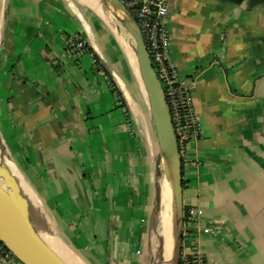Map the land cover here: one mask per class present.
Listing matches in <instances>:
<instances>
[{
  "label": "crops",
  "instance_id": "1",
  "mask_svg": "<svg viewBox=\"0 0 264 264\" xmlns=\"http://www.w3.org/2000/svg\"><path fill=\"white\" fill-rule=\"evenodd\" d=\"M168 2L170 58L202 128L183 156L184 209L202 213L184 224V243L209 264H264V0ZM76 33L100 65L68 49ZM0 116L37 167L26 177L51 221L39 199L28 217L47 242L72 264H149L141 223L153 210L157 134L134 55L101 0H0Z\"/></svg>",
  "mask_w": 264,
  "mask_h": 264
},
{
  "label": "water",
  "instance_id": "2",
  "mask_svg": "<svg viewBox=\"0 0 264 264\" xmlns=\"http://www.w3.org/2000/svg\"><path fill=\"white\" fill-rule=\"evenodd\" d=\"M101 1L105 9L113 15L116 22L134 41L130 48L144 86L159 147L155 162L156 188L153 211L155 215L160 213L162 180L165 173L172 187L176 225L175 244L170 261L171 264H179L184 240L183 159L180 155L170 113L136 21L120 0ZM0 242L21 264H69L36 230L27 213L20 210L7 196L1 175Z\"/></svg>",
  "mask_w": 264,
  "mask_h": 264
},
{
  "label": "built area",
  "instance_id": "3",
  "mask_svg": "<svg viewBox=\"0 0 264 264\" xmlns=\"http://www.w3.org/2000/svg\"><path fill=\"white\" fill-rule=\"evenodd\" d=\"M127 12L136 21L154 71L163 91L180 155L187 152L191 142L202 136V128L194 108V98L190 81L183 76L170 58L171 34L168 28L170 6L168 0H120ZM68 49L74 56L89 54L96 65H100L98 56L89 49L88 42L76 33L67 39ZM201 211L188 210V223L193 225L199 220ZM205 234L218 237L222 234L220 227H206ZM184 243V240H183ZM182 246L179 264H209V260L190 240ZM12 255L0 244V257Z\"/></svg>",
  "mask_w": 264,
  "mask_h": 264
},
{
  "label": "bare ground",
  "instance_id": "4",
  "mask_svg": "<svg viewBox=\"0 0 264 264\" xmlns=\"http://www.w3.org/2000/svg\"><path fill=\"white\" fill-rule=\"evenodd\" d=\"M0 175H1V181L4 185L7 196L16 204V206H18L20 210L26 212L29 217H31L32 215L35 217H38L39 208H37L35 206V202H33L34 200H33L32 189L27 185L28 183H26L22 174L19 172L17 167L14 165L6 147L4 146L3 141L1 140V137H0ZM164 183L165 181H163L162 183V201L165 196V201H164L165 211L162 212L157 218L158 223H159V230L157 232L158 233L157 250L159 253V257H160V260H159L160 264L165 263L168 259V254H169V249H170L169 248L170 247L169 238L172 237L170 236V232H172V227H171V223L168 217V210L170 209L169 208V194L166 188L164 187ZM171 193L172 192H170V194ZM170 197L172 201V196L170 195ZM39 223L41 222L39 221ZM52 244L50 245L69 264H72L69 257L63 251L61 252L59 249H57L59 248L57 247V245H55L54 243Z\"/></svg>",
  "mask_w": 264,
  "mask_h": 264
},
{
  "label": "rangeland",
  "instance_id": "5",
  "mask_svg": "<svg viewBox=\"0 0 264 264\" xmlns=\"http://www.w3.org/2000/svg\"><path fill=\"white\" fill-rule=\"evenodd\" d=\"M118 25H119V27L121 29L122 34L124 35L125 41L128 43V46L130 47L134 43L133 39L120 26L119 23H118ZM130 50H131V48H130ZM11 128H12V125L9 123L7 117L6 116H0V137H1V140L3 141L4 146L6 147L8 153H9V155H10V157H11L13 163H14V165L17 167L19 172L22 174V176H23L24 180L26 181V183H28L27 185L32 189V192L34 193L33 194V200H34L33 202H35V206L37 208H39V201H40L43 213L45 214L47 219L49 221H51L50 214L45 211L44 203H43L41 197L37 195V192H36V190H35V188H34V186L32 184L33 181H29L28 178L26 177V176H30V174H36V170L35 169L37 167L35 166V164H31L30 165L28 163H25L27 161V159H28V156L23 155L22 154V150L20 148H16L15 145H17L16 143L18 141H16L15 137L13 135H11L12 134V132L10 131ZM162 181H165L164 187L166 188V190L168 191V194H169V208L170 209L168 210V217H169V220H170V223H171V227H172L171 234L174 236V232L176 233V225H175V217H174V210H173V197H172V201H171V197H170V195L172 196V193L170 194V192H172V187H171L169 179H168V177H167V175L165 173H164V177H163ZM34 182H36V181H34ZM37 196H38V198H37ZM38 199H39V201H38ZM164 201H165V196L163 198V201L160 204V213H159V215L162 212L165 211ZM159 215H155L154 211L152 210L151 217H150V219L148 221V224H147L146 220H144L143 223H141V225L144 226V229H145L144 234H145L146 229H147L146 238L150 239V241H151L150 242L151 243L150 247L147 250L148 251L149 264H153L154 263V259H155V255H156V246L158 244L157 232L159 230V223H158L157 218L159 217ZM174 244H175V239H174L173 245Z\"/></svg>",
  "mask_w": 264,
  "mask_h": 264
},
{
  "label": "trees",
  "instance_id": "6",
  "mask_svg": "<svg viewBox=\"0 0 264 264\" xmlns=\"http://www.w3.org/2000/svg\"><path fill=\"white\" fill-rule=\"evenodd\" d=\"M185 184L183 182V188H184ZM187 209H184V224L188 222V218H187ZM0 244H2V242H0ZM6 250L8 251V249L6 248ZM13 256V255H12Z\"/></svg>",
  "mask_w": 264,
  "mask_h": 264
}]
</instances>
